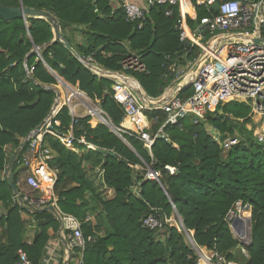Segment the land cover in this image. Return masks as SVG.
Masks as SVG:
<instances>
[{
    "label": "trees",
    "instance_id": "16d2710c",
    "mask_svg": "<svg viewBox=\"0 0 264 264\" xmlns=\"http://www.w3.org/2000/svg\"><path fill=\"white\" fill-rule=\"evenodd\" d=\"M20 2L55 16L74 51L81 56L92 54L105 68L118 69L127 48L138 53L149 73L134 75L152 96L161 94L165 86L161 72L177 52L185 54L183 62H186L196 58L200 51L198 47L182 50L174 28L178 15L176 7L171 16L164 14L165 5L152 7L138 29L126 21L121 8L111 13L110 0H0L1 4L9 6H18ZM195 12L196 20L187 18L190 26L209 15L203 7L196 8ZM27 23L26 26L21 18L5 20L0 16V211H4L0 213V228L2 236L8 239V243L4 241L0 246V264H15L19 247L26 251L31 261L39 264L52 237L48 229L58 228V219L52 210L24 209L29 214L26 220L21 216L20 206H10L12 189L8 176L16 182L19 171L14 173L15 162L4 159L5 146L18 154L19 145H27L25 136L42 122L55 97L52 85L56 84V79L37 60L38 54L32 52L33 49L38 47L46 64L66 81L73 85L78 83L91 98H101V106L114 124L116 121L118 125L123 115L122 108L111 96L107 79L94 75L60 42L49 43L53 38L49 18L31 17ZM73 24L85 25L80 31L87 35L85 43L72 44V39L65 34V28ZM24 63L34 64L30 76ZM30 81L32 86L27 84ZM249 113L246 103L219 102L208 111L205 121L194 123L186 117L176 125H166L164 131L170 141L156 138L151 147L152 157L139 139L123 134L134 153L103 123L91 126L90 116L78 119L73 126L77 134L85 132L86 138L99 146L96 151L77 144L81 151L78 155L51 135H45L54 151L51 164L58 169L55 184L58 206L81 220L85 219L87 211L95 212V219L81 223L84 235L94 237L84 248L83 263L196 264L195 250L185 237L186 233L191 235V230L195 244L237 262L233 250L243 244L233 236L225 218L235 202L242 200L251 205V242L243 245L250 259L247 263H237L264 264V143L248 132V136L228 149L224 156L205 123L217 129L223 139L227 133L233 134L239 123L244 127L250 122ZM145 115L151 122L149 132L154 134L164 122L165 114L152 110L145 111ZM54 119L59 120L60 125L56 126L53 121L52 128L66 131L71 123L68 107L63 106ZM82 159L90 161L91 169L96 166L103 169L102 183L115 191L112 199L101 197L82 166ZM133 164H140L143 169ZM145 164L159 173L169 198L156 179L146 176ZM167 165L176 167L177 171L169 173ZM4 169L6 172L2 173ZM134 185L138 186V193L132 191ZM87 191L90 199L86 198ZM169 199L181 216L184 229L181 227L183 231H178L174 226L165 225L164 239L159 240L156 236L159 230L142 227L141 219L151 206L169 217L172 212ZM171 221L174 222L172 217ZM30 228L35 231L31 243H27L25 239ZM200 249L207 257L206 251Z\"/></svg>",
    "mask_w": 264,
    "mask_h": 264
},
{
    "label": "built area",
    "instance_id": "2783aa9c",
    "mask_svg": "<svg viewBox=\"0 0 264 264\" xmlns=\"http://www.w3.org/2000/svg\"><path fill=\"white\" fill-rule=\"evenodd\" d=\"M164 5L167 6L164 11L166 16L173 15L174 7L178 10L174 28L179 34L182 50L198 47L200 51L196 58L186 60L182 66L175 60L164 65L160 77L165 86L160 95L152 96L144 90L134 74H148L149 69L141 56L128 48L119 61L120 67L116 70L105 68L94 59L92 54L79 55L76 57L78 61L94 75L111 80V96L123 111L121 121L118 125L114 124L101 107V103L95 105L88 94L79 87L71 88L62 78L58 79L54 76L64 94V101L55 88V105L50 117L39 130H32L24 138L27 145H19L18 154L15 153L13 161L24 174L17 175L10 206H20V212L24 209L36 210L52 206V211L61 224L60 237L49 244L46 255L39 264H63L69 257L71 261L70 254L74 248L81 252L76 264H84L82 261L84 248L86 244L94 241L91 234L84 235L81 223L75 216L63 212L58 206V196L55 192L58 169L51 164L54 151L46 141L45 135H51L62 146L75 152L78 151L77 144L83 145L87 150L96 151L100 149L99 146L89 141L85 132L77 134L73 127V123L78 119L90 116L91 126H95L98 122L103 123L117 136L125 139L123 134H127L139 139L152 157L151 147L156 138L170 141L164 131L166 125H176L186 117H190L194 123L205 121L208 111L217 103L237 101L246 103L250 107L251 121L244 125L247 131L258 142L264 143V0H144L142 3L119 0L118 2V7L122 9L126 21L135 24L138 29L142 27L152 7ZM199 7L205 8L209 15L201 17L194 26H190L187 18L196 20L195 11ZM211 8H215L216 11L212 12ZM222 50L224 55H221ZM37 54V60L46 65L39 50ZM184 56V53L179 54L181 58ZM200 59H203V62L198 70L194 71ZM24 66L27 75L30 76L34 71V64L28 66L24 63ZM170 83H175L174 89H169ZM107 92L105 90V93ZM63 106L73 108L80 106L88 112L81 117L70 108L72 125L64 132L52 128V122ZM152 110H161L165 114L164 122L154 134L149 132L151 122L145 115V111ZM91 111L101 120L93 122L95 114ZM257 116L258 119H255ZM239 121L241 122L242 119ZM207 131L223 151L245 139L244 136H239L237 131L233 134L227 133L223 139L214 127H207ZM173 146L177 147L175 143ZM132 166L143 169L140 164ZM148 167L149 165L145 164L146 176L153 178ZM165 168L171 174L177 171L174 166L167 165ZM132 191L138 193V186L134 185ZM250 214L251 205L242 200L236 201L228 210L225 219L235 238L239 239L237 237L239 234L231 227L232 219L239 217L244 221L249 220ZM175 218L177 219L176 216ZM89 219L90 217L86 218ZM170 221L171 218L163 215L160 209L151 206L148 213L142 217L141 225L150 230H161L165 225H171ZM174 221L176 222L175 219ZM177 221L178 225L180 221L178 219ZM180 226L182 227L181 223ZM187 236L207 264H239L227 260L214 250L209 251V257L202 255L200 246L195 244L191 235ZM3 242L0 237V246ZM60 243H65L69 251L68 255L61 257L57 254V246ZM16 254L15 264H37L29 259L22 247L16 249Z\"/></svg>",
    "mask_w": 264,
    "mask_h": 264
},
{
    "label": "rangeland",
    "instance_id": "374dc122",
    "mask_svg": "<svg viewBox=\"0 0 264 264\" xmlns=\"http://www.w3.org/2000/svg\"><path fill=\"white\" fill-rule=\"evenodd\" d=\"M28 25V23H26V26ZM86 36L87 35H81V34H79V33H77V37H78V39L81 41V43H85L86 42ZM36 48V50H39V48L38 47H35ZM135 52V51H134ZM175 57H177V55L175 56ZM175 59V62L178 64V65H180V66H182L183 64H184V62H183V58H181V57H177V58H174ZM107 85L108 86H110L111 87V85H112V82H111V80H109V79H107ZM27 84H29V85H31L32 86V82L30 81L29 83H27ZM49 113V112H48ZM47 113V114H48ZM105 113H106V111H105ZM107 114V113H106ZM108 115V114H107ZM46 117V116H45ZM44 117V118H45ZM116 124L118 123V122H116V121H114ZM207 125H206V128L207 127H210V126H212L211 124H208L207 122H205ZM213 127V126H212ZM218 131V130H217ZM236 131L238 132V134H239V136H244V137H246V136H248V131H247V128L244 126H242L240 123L238 124V126L236 127ZM125 143V142H124ZM126 144V143H125ZM127 145V144H126ZM6 147L7 146H5V149H6ZM130 147V146H129ZM130 149L134 152V149H132L131 147H130ZM223 151V150H222ZM227 151V150H226ZM226 151H223V154H224V156H226V154H227V152ZM75 153H77L78 155H81V151L79 152H75ZM135 153V152H134ZM82 162V166H84V168H85V170H86V172H87V174L89 175V177H90V179L93 181V184H94V186H96L97 188V191H99L100 192V195H101V197H103V198H106V199H112L113 197H114V195H115V191L113 190V188H111V187H108V186H104V183H102V174H103V169L100 167V166H96L94 169H91L90 168V161H84L83 159L81 160ZM14 169H17V165L15 166V168ZM19 173L21 174V176H23V174H24V172L20 169L19 170ZM158 175H159V173H157ZM58 196V195H57ZM86 198H89L90 199V194H89V192L87 191L86 192ZM23 215H27V216H29V214L27 213V212H24V213H21V216L23 217ZM73 215V214H72ZM175 210H174V208L172 207V212H171V214H170V218L171 217H174V219L176 220V222H178L177 221V219L175 218ZM74 216V215H73ZM87 217H91L92 218V220L93 219H95V212H93V211H87V213H86V215H85V219H83V220H86V218ZM78 219V218H77ZM182 219V218H181ZM83 220H81V219H78V221L80 222V223H82L83 222ZM175 221L174 222H172V221H170V223H171V225L170 226H174V227H176V229L178 230V231H183L182 230V228H181V226H180V223L177 225V223H176ZM190 233H191V236H193V234H194V232H193V230H191L190 231ZM0 235H2V232L0 231ZM156 236H157V238H159V240H163L164 239V236H165V232H164V229H161V230H159V231H157V233H156ZM185 237H186V242H187V244H189V245H191L192 246V249H194L195 250V253H196V264H198L199 263V261H200V263L201 264H205L204 262L206 261L205 260V258H201V254L199 253V251L198 250H196V248L191 244V242H190V240H189V238H188V236H187V233L185 234ZM239 239V242L241 243V244H243V245H248L250 242H251V236H250V222H249V220L248 219H246V231H245V235L244 236H237ZM2 238H3V240L6 242V243H8L7 242V240L8 239H6L5 237H3L2 236ZM243 245H239L237 248H235L234 250L236 251V252H233V255L235 256V260L237 261V262H243V263H247L248 261H249V259H250V257H249V254L247 253V250L245 249V247H243ZM191 248V247H190ZM202 248H204V247H202ZM208 250V249H207ZM233 250V251H234ZM74 252H73V257H72V260L70 261L71 263L70 264H76V261L80 258V256H81V252L77 249V248H74V250H73ZM200 255H199V254Z\"/></svg>",
    "mask_w": 264,
    "mask_h": 264
},
{
    "label": "water",
    "instance_id": "95a60500",
    "mask_svg": "<svg viewBox=\"0 0 264 264\" xmlns=\"http://www.w3.org/2000/svg\"><path fill=\"white\" fill-rule=\"evenodd\" d=\"M0 16L3 17V19H5V20L21 18V19H23L25 21V23H27V20L29 18H31V17H47V18H49L50 23H51V27L53 29V38H52V40L49 43H53V42H57L58 41L61 44H63L75 57L79 56V54L74 51L72 46L68 43V41L63 36V34H62L61 30H60V23L57 20V18L55 16H53L52 14H50L49 12L44 11L42 9H38V8H31V7L23 6L21 2H20V4L18 6H9V5H4V4L0 3ZM32 52H37L36 48H34ZM202 62H203V59H200V60L197 61L196 66L194 68V71L198 70V68H199V66L201 65ZM50 71L55 77H57L58 79H61L52 70H50ZM41 125L42 124L36 126L35 131L39 130ZM119 137L128 146H130L129 143L123 137H121V136H119ZM111 154L115 155L113 152ZM14 157H15V154H13L11 156L10 160L13 161ZM148 169L151 171V173L153 175V178L156 179L159 182V184H160L161 188L163 189L164 193L169 198L165 187L160 182L158 174L155 171H153L150 166L148 167ZM8 182H9V185H10L11 189L13 191H15V184H14L13 178L11 176H8ZM170 202L172 204V207L175 210V215H176L177 219L180 221V223H181V225L183 227V222H182L181 216L177 212V210L175 208V205L172 203L171 200H170ZM46 209L53 210V207L52 206H47V207L43 208V210H46ZM231 227L234 228L240 236H244L245 235L246 223H245V221L243 219H241L239 217L233 218L232 221H231ZM183 229H184V227H183ZM69 259H70V257L63 264H68Z\"/></svg>",
    "mask_w": 264,
    "mask_h": 264
},
{
    "label": "crops",
    "instance_id": "0c3cea01",
    "mask_svg": "<svg viewBox=\"0 0 264 264\" xmlns=\"http://www.w3.org/2000/svg\"><path fill=\"white\" fill-rule=\"evenodd\" d=\"M132 1H135V2H137V3H142L144 0H132ZM118 2H119V0H110V4H111V13H115V11L119 8L118 7ZM85 28V25H75V24H73V25H71V26H67L66 28H65V34L67 35V36H69L71 39H72V44H81V41L78 39V37H77V33H79V34H81V32L80 31H82V29H84ZM81 35H83V34H81ZM105 54V53H104ZM105 55H108V54H105ZM176 55H177V57H179V54H178V52L176 53ZM177 57H175V58H177ZM173 58V57H172ZM174 59V58H173ZM175 60V59H174ZM45 67H46V69L51 73V71L50 70H52L47 64L46 65H44ZM54 73H56V75L57 76H59V78H62L65 82H67L70 86H71V88H76V87H78V83L77 84H75V85H73V84H71V83H69L68 81H66L63 77H61L60 75H58V73L57 72H55L54 70H52ZM53 75V74H52ZM54 76V75H53ZM56 79V78H55ZM176 83V82H175ZM175 83H170L171 85H170V88L169 89H174V87H175ZM52 88L53 89H57L56 91L57 92H60V94H61V97L63 98V101H64V97H63V93H62V91H61V89L59 88V84H58V81L56 80V84H53L52 85ZM162 89V88H161ZM107 91V90H106ZM104 92H105V90H104ZM55 93V92H54ZM86 93V92H85ZM87 94V93H86ZM56 96V95H55ZM89 96V95H88ZM89 98H91L90 96H89ZM93 100V102H94V104L95 105H97V103L99 102V103H101V98L100 99H98V98H91V101ZM54 105H55V97H54V101H53V104L51 105V107H50V109H49V113L48 114H46V117L42 120V122L40 123V124H43L45 121H46V119L48 118V117H50V115H51V110L53 109V107H54ZM69 109V115H70V108H71V110H73V111H75L79 116H81V117H83L85 114L84 113H88V112H86V109L84 108V107H80V106H76V107H70V106H67ZM102 107V106H101ZM92 113H94L93 111H91ZM72 117V116H71ZM140 117V116H139ZM142 124L144 123V122H141ZM39 124V125H40ZM54 124L57 126V125H60V121L59 120H54ZM145 124V123H144ZM71 125H72V119H71V123H70V125H69V127L68 128H70L71 127ZM74 127V126H73ZM36 128V127H35ZM35 128L34 129H32V130H35ZM67 128V129H68ZM31 130V131H32ZM31 131L29 132V133H31ZM28 133V134H29ZM27 134V135H28ZM26 135V136H27ZM25 136V137H26ZM130 145V144H129ZM132 148V147H131ZM13 155V153H12V148L11 147H9V146H7L6 147V152H5V156H4V159L6 160V161H8V160H10V158H11V156ZM16 171H19V169L17 168V169H14V173L16 172ZM6 172V169H4L3 171H2V173H5ZM12 173V171H10V173H9V175ZM25 211H23V212H21V213H24ZM1 213V212H0ZM23 218L24 219H26V220H29L28 218H29V216H27V215H23ZM89 220H92V218L90 217V219ZM31 221V220H30ZM60 228H61V224H60V222H59V220H58V228L54 231L53 230V228L52 227H50L49 229H48V233L52 236L50 239H49V241H48V244H50V243H52L54 240H56V239H58V236H59V231H60ZM2 229L0 228V231H1ZM34 231H35V229H32V228H30V230L28 231V233H27V235H26V242L27 243H31V240H32V237H33V235H34ZM2 236V235H1ZM60 237V236H59ZM3 239V238H2ZM4 241V240H3ZM204 249H206L205 247H204ZM207 250V249H206ZM207 251H210V250H207ZM71 252H72V254H70V255H72V257H73V250H71ZM233 252H236L235 250L233 251ZM57 254L59 255V256H61V257H63V256H66V255H68L69 254V251H68V249L66 248V246H65V243H60V244H58V246H57Z\"/></svg>",
    "mask_w": 264,
    "mask_h": 264
},
{
    "label": "bare ground",
    "instance_id": "6f19581e",
    "mask_svg": "<svg viewBox=\"0 0 264 264\" xmlns=\"http://www.w3.org/2000/svg\"><path fill=\"white\" fill-rule=\"evenodd\" d=\"M187 6L189 7V4L187 3ZM185 9V8H184ZM189 10H190V8H188ZM221 55H224V50H222L221 51ZM95 114V113H94ZM255 119H258V116L255 118ZM99 120H101V118L98 116V115H94L93 116V122H98ZM245 221H246V219H245ZM200 248H202V247H200ZM204 249V248H203ZM205 251H206V253L208 254V256L207 257H209V255H210V253H209V251H207L206 249H204Z\"/></svg>",
    "mask_w": 264,
    "mask_h": 264
}]
</instances>
